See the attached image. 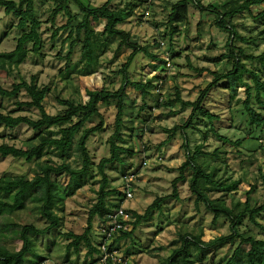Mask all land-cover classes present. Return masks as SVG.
Segmentation results:
<instances>
[{
  "label": "rangeland",
  "instance_id": "obj_1",
  "mask_svg": "<svg viewBox=\"0 0 264 264\" xmlns=\"http://www.w3.org/2000/svg\"><path fill=\"white\" fill-rule=\"evenodd\" d=\"M85 5L101 7L108 0H81ZM180 0H154L150 5V15L143 16L146 9L144 0H114L113 7L127 9L124 16L125 22L119 25L120 29L132 34L141 45H150V52L165 59L170 57V63L164 67L144 54L138 55L129 70V78L135 83H146L150 80L160 84L158 92L151 91L145 100L146 110H141L144 100L141 94L132 86L128 87L126 103V124L123 130L126 147L133 149L135 155L128 157L125 166L114 165L107 169L110 178V189L117 193L107 200L108 207L115 209L122 205L128 211H135L144 215L148 207L157 199L172 195L173 182L180 176L179 169L187 161V149L184 147V135L181 129L174 134L171 132L175 127H183L189 121L187 129L190 151L195 153L199 149L204 153L200 156L199 163L210 173L214 168L218 182L231 185V191L225 192V188H213L208 183L201 184L202 189L213 199H222L228 206L240 201L242 205L247 200V193L256 187L251 195V204L259 206L264 201V129L250 124L245 113L243 100L245 89L239 85L238 91L226 90L223 86L226 81L214 87L208 94L204 108L212 118L203 116L199 112L191 119L192 108L182 110L179 105L167 108L165 104L158 106L157 94L160 93L164 103L173 100L176 91L181 93L183 100L195 102L202 92L214 80V73L226 75L234 68L236 61L227 60L221 64H214L208 59L219 57L228 53L227 44L230 33L222 31L216 26L217 14L206 10L210 6L220 9V6L243 0H201L205 10L196 5L190 6V19L187 25H181V33L172 40L168 35L167 17L174 3ZM58 4V0H40L36 2L38 18L43 22L41 35L44 40L43 57L29 55L24 64L19 68H0V87L11 89L15 82L22 80L30 83L36 77L40 86L50 88V93L44 102V108L48 114L56 115L63 106L58 99L71 100L77 104L86 102V92L90 89L106 88L111 92L118 91L124 82L120 73L131 50L124 49L118 58L114 57L117 42L111 46V50L101 53L100 64L97 73L93 76H81L79 72L82 65L71 69L70 74L66 71L68 65L66 57L70 52L72 40L64 43L69 35V30L60 32L56 39L53 34L57 28L64 26L68 18L64 14L59 15L55 23L50 22V17ZM73 12L77 15L72 22L75 27L82 21V16L77 6L72 5ZM19 20L14 16L6 15L5 10L0 8V53H10L17 47L21 30L17 27ZM234 23L237 25L239 34L246 41L236 42V47L243 50L246 55L258 56L264 52V24L261 20H255L249 15L238 16ZM96 25V23H93ZM102 28V26H101ZM75 38V37H73ZM32 48V44L27 46ZM238 53V52H237ZM82 55V44L78 43L74 48L69 65L79 62ZM247 69L262 71L264 68L259 62L247 60L245 55L239 54ZM159 65L158 70L154 67ZM165 69V70H163ZM264 77V76H263ZM161 79V82L158 81ZM245 83L253 85L249 74L243 77ZM256 94V91H253ZM20 101H30L26 92L19 97ZM264 101V96L262 98ZM253 107L264 114V108L252 100ZM107 124L114 123L117 110L115 104L107 107L100 105ZM0 112L13 113L15 116H29L39 118V111L32 109L19 112L13 100L0 97ZM214 119V118H213ZM98 124L96 121L92 127ZM148 128V131L146 129ZM135 129L136 132H133ZM218 133V134H216ZM36 133L27 126L16 129H8L0 126V145L9 144L18 148H30L37 144L34 140ZM112 131L104 132L91 137L88 143L93 167L90 175L86 178L82 188L75 191L68 190L69 178L63 176L60 179L61 194L65 198L64 210L56 209L62 219L60 228L47 236L35 237L32 253L29 255L27 264H89L92 258L88 249L82 246L79 253L71 250L67 252V246L72 240H67L65 235L73 233L83 235L88 227L90 211L98 202V193L101 186V175L98 165L103 158L110 157L108 139ZM172 135V140L169 137ZM221 137H220V136ZM223 137V138H222ZM225 139L239 142V145L226 142ZM218 151L217 157H212ZM57 163L61 161L53 157ZM73 167L81 169L83 163L74 155L71 160ZM35 163L12 157H0V179L2 177H34ZM126 174H134L133 179L134 198L125 201L120 195L124 188ZM194 173L192 168L185 171V180L179 184V200L170 199L163 205L161 211L155 212L149 222L139 226L131 238L123 239L114 244L118 256L123 259L122 264H168V258L173 249L178 248L180 235L189 233L201 237L204 241H212L221 236L231 234L230 221L220 217L214 222V214L204 203L196 205V196L192 194L190 179ZM131 217V216H130ZM132 218V217H131ZM257 221L264 225V213L257 216ZM35 223L45 225V221L39 215V208L29 204L25 212L11 215H0L2 224H28ZM100 221L95 218L93 222V234L95 244L99 241ZM241 233L251 234L258 240H264V232L255 226L246 216L239 227ZM240 240L234 244H222L207 255L214 260V264H226V260L239 246ZM11 250H19L21 242L8 238L1 243ZM247 250L248 247L246 246ZM191 252L200 262V249L191 247ZM96 264L99 263V257ZM197 263V264H198ZM208 264L209 263L208 261Z\"/></svg>",
  "mask_w": 264,
  "mask_h": 264
},
{
  "label": "trees",
  "instance_id": "obj_2",
  "mask_svg": "<svg viewBox=\"0 0 264 264\" xmlns=\"http://www.w3.org/2000/svg\"><path fill=\"white\" fill-rule=\"evenodd\" d=\"M37 1L40 0H0V8L5 10L6 15L14 16L19 20L17 27L22 33L14 51L0 53L1 69L9 68L11 70L19 68L29 55L43 57L45 42L40 32L43 22L37 16ZM113 1L108 0L101 7H91L85 5L81 0H58V4L49 20L54 24L56 18L61 14L68 18L67 23L57 28L52 37L56 39L61 31L69 30V35L64 40V43L72 40L70 52L66 57L68 63L66 71L68 74H70L72 68L76 69L82 65L79 75H95L100 64L101 53L111 50L114 42H117V47L113 49L115 58H118L124 49L131 50L127 62L120 71L124 77V82L118 91L111 92L104 87L101 89H90L86 92V102L79 104L67 99H58L64 109L56 115H51L44 108V102L50 93V88L40 86L36 77L30 83L25 80L15 82L11 89L0 87V97L13 100L19 112L36 109L40 114L39 118L33 119L29 116H15L13 113L0 112V126L8 129L27 126L36 133L34 140L37 141L35 146L28 149L18 148L9 144L0 145L1 158L12 157L35 163L33 178L7 176L0 179V215L25 212L28 205L31 204L39 208V215L45 221L43 226L33 222L24 225L16 223L2 224L0 226V264H27L29 255L33 251L35 237L47 236L60 228L62 219L57 214L56 209L64 210L65 204V198L61 194L60 179L63 176L69 178L68 190L75 191V188L83 187L93 167L88 149L89 140L92 136L109 129L112 131V135L108 139L110 157L103 158L98 165V170L102 177L101 186L98 193V202L90 211L88 227L83 235L79 236L73 233L65 235L67 240H72L67 246V257H69L71 250L79 253L81 247L85 246L88 249L89 256L92 258L89 264L97 263L96 256L100 258L101 250L99 247L102 243V237L98 233L100 239L95 244L92 237L93 222L95 218L99 219L100 224L106 221L108 214L114 210L108 207L107 200L110 196L117 193L116 190L110 189V178L107 174V169L114 165L125 166L126 159L135 155L133 149L125 146L127 142L123 134L127 115L126 90L130 86L137 90L144 100L141 110H146V98L150 96L151 91L158 92L159 86H161L158 82L155 84L156 81L154 80L146 83L132 82L129 78V70L140 54H144L164 67L168 64L167 58L171 59L170 57L161 59L154 55L150 52V45H141L130 32L120 29L119 25L125 22L124 16L127 9H116L113 7ZM146 1L144 0L145 3ZM72 5L78 7L82 16V21L75 27L72 22L76 20L77 15L73 12ZM191 5H196L199 9L205 10L201 0H180L172 5L166 22L168 35L171 40L181 33V25L189 23ZM206 10L217 14L216 26L220 30L231 34L227 44L228 53L208 60L214 64H221L224 61L234 59L236 61L234 68L226 75L214 73L213 82L202 92L197 101H185L181 93L176 91L175 98L164 103L161 101V94L156 93L158 106L165 104L167 108H173L179 105L182 110L192 108L191 119L199 112L215 121L216 115L211 114L204 108V102L214 87L221 83L223 84L227 80L223 85L227 86L226 90L236 92L239 85L245 89L243 106L249 122L255 127L264 129V114L259 113L252 105V100L256 99L264 108V101L262 100L264 96V75L261 70L252 71L247 69L239 55L243 54L247 60L259 62L264 68V52L254 56L246 55L243 50H239L236 47V42L246 41V39L239 34L237 25L234 23L236 17L249 15L255 20H261L264 24V0L232 1L221 5L220 9L210 6ZM93 23H96V25ZM78 43L82 44L81 59L78 63L69 65L74 48ZM29 44H32L31 49L27 48ZM158 66L155 65L154 68L158 70ZM245 74L251 76L254 82L253 85L244 82L243 77ZM158 81L161 82V79ZM254 90L256 91L255 95L253 94ZM23 91L26 92L30 101L19 100ZM101 104L107 107L115 104L117 113L113 124H107L100 110ZM96 121H98V124L87 127ZM190 125L189 121L185 126L175 127L171 131L173 134L179 129L183 131L184 147L188 151L187 161L179 169L180 176L173 182L174 191L172 195L157 198L148 207L144 215L126 210L127 214L132 217L127 223L128 229L120 232L112 246L123 239L131 238L141 224L149 222L155 212L162 210L166 201L170 199L179 200V184L185 180V171L188 168H192L194 173L190 182L192 194L196 196V205L199 206L200 203H204L214 214V222H217L220 217L227 218L231 224V234L206 242L201 237L184 233L176 241V243H180V246L173 249L171 256L168 258V264H197L198 262L191 252L192 246H197L200 249V262L198 264H208V261L214 264L213 259L207 261V255L211 250L222 244H234L237 239L240 240L239 246L226 260V264H264V240H258L251 234L241 233L239 229L245 217L249 216L250 221L264 232V225L257 221V216L264 213V201L259 206L251 204V195L255 192L256 187H253L247 193V200L244 205L237 201L232 203L230 207L222 199L213 200L207 195L201 187L203 183H208L213 188H225L227 193L231 191V185L226 186L225 183L216 181L217 173L219 172L216 168L210 173L206 172L204 166L199 163L200 156L204 154L201 149L193 154L191 153L186 130ZM132 131L136 132L135 129H132ZM146 131H148V128ZM172 138L171 135L169 140H172ZM224 140L228 143L240 144L238 141L233 143L229 139L224 138ZM217 153L218 151H215L212 157H217ZM74 155H77L78 159L82 161L83 167L81 169L73 167L71 160ZM53 157H57L61 163L55 162ZM126 175L128 174L125 173L124 176ZM262 178L264 183V175ZM120 195L125 200L124 188ZM120 206L118 205V207ZM8 238L21 242V248L19 250H11L7 246L2 245V241ZM246 246L248 247L247 250L245 249Z\"/></svg>",
  "mask_w": 264,
  "mask_h": 264
},
{
  "label": "built area",
  "instance_id": "obj_3",
  "mask_svg": "<svg viewBox=\"0 0 264 264\" xmlns=\"http://www.w3.org/2000/svg\"><path fill=\"white\" fill-rule=\"evenodd\" d=\"M154 0L146 1V9L143 13L145 17L150 15V5ZM168 64L170 59L167 58ZM167 64V65H168ZM133 179H135L134 174H128L125 176L124 181V192L125 201L132 200L134 198V187ZM131 217L127 214L126 209L121 205L115 208L111 213L108 214L106 221L99 225V233L101 234L102 243L100 245L101 255L99 258L100 264H122L123 259L118 256V251L115 246H112L115 238L120 234L121 231L127 230V223L130 221Z\"/></svg>",
  "mask_w": 264,
  "mask_h": 264
}]
</instances>
